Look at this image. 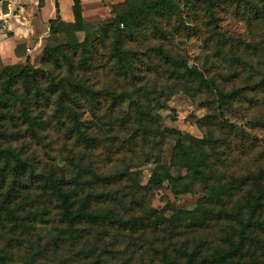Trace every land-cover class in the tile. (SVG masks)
Instances as JSON below:
<instances>
[{
  "label": "rangeland",
  "instance_id": "1",
  "mask_svg": "<svg viewBox=\"0 0 264 264\" xmlns=\"http://www.w3.org/2000/svg\"><path fill=\"white\" fill-rule=\"evenodd\" d=\"M88 1L81 30L57 22L59 31L44 35L29 54L20 42L15 51L14 41L0 46V255L7 264H186L192 253L194 264H216V251L228 246L229 237L238 238L239 217L264 223V0H215V19L203 0ZM2 6L6 2L0 1ZM116 38L121 60L114 52ZM76 40H85L87 51L84 56L81 49L77 54L66 49L71 64L46 57V48ZM158 47L181 62V72L170 73ZM185 64L206 80L181 74ZM24 70L37 72L39 88L28 85ZM8 75L17 79L12 87L25 105L4 92ZM71 79L95 93L79 91ZM52 82L65 84L66 93L63 86L51 91ZM220 91L232 94L223 102ZM110 92L120 97L114 101ZM136 102L161 117L158 153L144 144L142 128L121 120L128 110L139 114ZM72 115L92 140L79 137ZM173 128L181 130L186 143L192 137L215 140L208 181H190L182 192L167 180L148 187L156 166L176 176L188 172L171 163ZM132 134L137 135L133 144L128 142ZM11 151L26 162L17 174ZM77 166L84 169L83 178L130 166L137 172L140 187L134 190L142 204H119L120 214L148 222L152 206L169 222L86 224L72 239L59 221L57 197L45 183L53 173L73 185ZM130 183H98L94 192L119 189L120 197L131 191ZM242 249L230 264H264V225L247 228Z\"/></svg>",
  "mask_w": 264,
  "mask_h": 264
},
{
  "label": "trees",
  "instance_id": "2",
  "mask_svg": "<svg viewBox=\"0 0 264 264\" xmlns=\"http://www.w3.org/2000/svg\"><path fill=\"white\" fill-rule=\"evenodd\" d=\"M171 0H159L156 2V5H165L167 2ZM205 2V7L207 13L210 15L211 18L215 19L216 15L214 12V3L215 0H203ZM247 1V0H245ZM57 8V15L55 18L50 19V33H57L59 30L56 27L57 22H61L63 24H67L70 26L76 25L79 30L83 28V23H85L83 12H82V5L81 0H74L73 4V12H74V21L73 22H66L62 19L60 15V8L59 2H56ZM121 18L117 17V20ZM219 35H223L222 32H217ZM86 40V39H85ZM83 41H68L67 43L60 45L58 47H48L45 49V55L47 58H52L56 63H60L61 61H65L67 64L72 62V56L66 53V49H69L74 54L79 53L80 49L85 56L87 51V44ZM158 53L171 65V69L169 70L171 74L181 72L179 71L181 62L177 60V58L168 54L162 47H158ZM115 55L117 56L118 60L123 59L124 53L120 47L119 39H115V47H114ZM63 58V60H62ZM73 67V65H72ZM185 68L183 69L181 74H189L191 76L200 78L202 80H206L203 73L196 69L195 67H190L189 65L185 64ZM24 79L29 83L33 82L34 85L39 88L36 71L24 70L22 71ZM17 81L15 77L12 75H8L7 78L3 82V89L4 92L11 97L15 98L16 100L20 101L22 104L25 105V99L22 95H20L17 90L13 89V84ZM69 82L73 83L74 86L78 88L79 91H87L89 93H95L93 89L88 86H85L80 83V81L69 80ZM76 85H75V83ZM58 82H52L50 90L55 92L58 91L61 86H63V93H66V85H59ZM220 93V100L225 102L227 98L232 93ZM113 100H117L120 95L117 92H110L109 93ZM63 95L60 96L59 105H62L63 102ZM135 107L139 114L134 116L130 110L123 114L121 120L123 124H127L128 122L136 123L139 128L143 130V142L144 144L150 145L151 150L160 151L161 147V140L162 130L160 128V115L151 107L143 108L141 102H136ZM174 110V109H173ZM72 113V111H70ZM175 112V111H174ZM73 114V113H72ZM25 118H28V113L24 112ZM73 119V128L77 131L79 137L86 142H89L93 139L91 134L86 133L82 128V122L72 115ZM173 120H176V117H173ZM29 122V127L34 132V127L32 126V121ZM177 135L175 139V145L173 150V156L171 163L175 166H179L182 168H187L188 172L183 176H176L171 169H163L162 171H158L156 169L153 170L150 182L148 187H158L162 185L164 180H167L172 188L176 192H182L183 190H188V186L191 182L200 181L207 182L208 178L211 176L212 168H213V156L215 155V140L211 138H199V137H192V143H186L183 138V133L178 128L172 129ZM132 138L129 139L128 142L133 144V142L137 139L136 134H132ZM132 140V141H131ZM134 150V149H133ZM11 155L14 157L15 164L13 166L15 173L17 174L21 167L26 166V162L20 157L18 153L11 151ZM157 162L160 164L161 160L158 157ZM163 167V166H161ZM34 170V169H33ZM32 172V169H30ZM83 171L84 169L81 166L76 167V171L73 175L74 181L73 185L68 184L67 178L62 175H55L50 173L47 177V181L45 186L49 187L51 191L57 197V209L59 213V221L61 224H64L65 231L67 232L72 239L76 238V234H81L84 229V225H103L105 223H109L110 225H118V226H137L139 224L148 226L152 225L156 227L159 223L164 222L165 220L168 221L164 217H160L159 211L154 207H149V213L147 214L149 220L148 222L143 219V217H124L120 214L119 204L120 206H135L136 204H142V198H138L135 195L134 188L139 185L140 183L136 182V174L137 172L131 169V167L126 166L123 169L112 171L111 173L106 174H99L94 172L92 176L83 178ZM129 180L132 181L130 186L129 192L121 193L119 197L118 194L121 192L119 189L110 190L109 192H102V193H95L96 186L100 183L101 186H109L111 184H116L121 182L122 180ZM135 179V181H134ZM188 179V180H185ZM184 180V181H181ZM129 195H132L130 198V204H125V200L128 198ZM262 196V195H261ZM106 197L110 202L105 205L104 203ZM95 203L97 205H95ZM255 206H252L254 209ZM105 208V209H104ZM125 208V207H123ZM127 209V208H126ZM147 209V210H148ZM188 213V212H187ZM190 213V212H189ZM159 214V215H157ZM169 222V221H168ZM240 228L238 229V238L235 240L232 237L228 238V246L221 248L216 251L215 253V262L216 264H230V259L237 253L242 252L243 243L245 242L246 230L248 227L253 225L263 226V221H260L258 218L253 219V216L248 217L246 220L243 216L239 217ZM195 254L192 253L189 255L188 261L186 264H194ZM0 264H7L6 257L0 255Z\"/></svg>",
  "mask_w": 264,
  "mask_h": 264
},
{
  "label": "crops",
  "instance_id": "3",
  "mask_svg": "<svg viewBox=\"0 0 264 264\" xmlns=\"http://www.w3.org/2000/svg\"><path fill=\"white\" fill-rule=\"evenodd\" d=\"M6 6L0 7V46L14 41L24 44L29 49L35 43L43 41L44 35L50 33V19L57 15L56 2H59L60 15L66 22L74 21V0H0ZM117 1V0H115ZM121 1V0H119ZM88 0H81L84 18H87ZM44 32V34H41ZM23 48V47H22ZM23 48V49H24ZM25 50V49H24ZM32 51L30 48L26 54Z\"/></svg>",
  "mask_w": 264,
  "mask_h": 264
}]
</instances>
